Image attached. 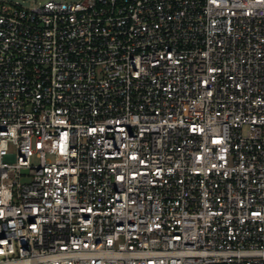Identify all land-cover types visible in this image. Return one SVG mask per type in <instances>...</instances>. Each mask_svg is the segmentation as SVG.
<instances>
[{"label":"built area","instance_id":"built-area-1","mask_svg":"<svg viewBox=\"0 0 264 264\" xmlns=\"http://www.w3.org/2000/svg\"><path fill=\"white\" fill-rule=\"evenodd\" d=\"M0 264H264V0H0Z\"/></svg>","mask_w":264,"mask_h":264},{"label":"rangeland","instance_id":"rangeland-1","mask_svg":"<svg viewBox=\"0 0 264 264\" xmlns=\"http://www.w3.org/2000/svg\"><path fill=\"white\" fill-rule=\"evenodd\" d=\"M8 1L11 3L17 2L18 4H20L23 7L30 8L34 5H36L37 3H39V2L42 3L46 0H8ZM73 1H75V0H73ZM33 162H37V159H33Z\"/></svg>","mask_w":264,"mask_h":264}]
</instances>
